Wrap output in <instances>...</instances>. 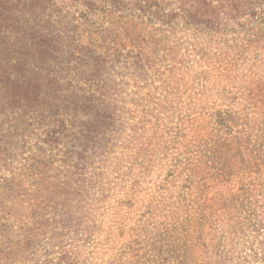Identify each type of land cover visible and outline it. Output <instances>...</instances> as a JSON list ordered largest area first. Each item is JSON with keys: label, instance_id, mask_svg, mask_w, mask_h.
<instances>
[{"label": "rangeland", "instance_id": "1", "mask_svg": "<svg viewBox=\"0 0 264 264\" xmlns=\"http://www.w3.org/2000/svg\"><path fill=\"white\" fill-rule=\"evenodd\" d=\"M218 12L208 25L80 2L56 12L73 46L122 48L103 89L78 80L79 60L61 80L101 95L89 111L113 119L53 147L0 124V264H172L191 252V225L189 264H264L252 256H264V197L212 188L244 138L264 137V22Z\"/></svg>", "mask_w": 264, "mask_h": 264}, {"label": "trees", "instance_id": "2", "mask_svg": "<svg viewBox=\"0 0 264 264\" xmlns=\"http://www.w3.org/2000/svg\"><path fill=\"white\" fill-rule=\"evenodd\" d=\"M62 1H65L64 5H59L58 0H0V124L6 123L7 119L18 134L22 125L31 127L41 145L48 147L60 145L68 136L105 135L106 130L99 132L90 125L101 118L113 119L114 114L110 108L101 114L90 112V107L103 101L101 95L90 94L85 89L81 92L79 86L61 81L68 70L67 62L79 60L77 62L87 63L91 68L88 70L87 65L77 67L81 76L78 80L97 85L101 90L104 85L99 80L117 66L123 56L122 48L76 47L67 41L59 31L56 12L68 11L72 2H80L92 10L103 7L134 11V14L162 22L183 16L189 21L196 19L208 25L219 18L218 11H228L227 21L232 20L238 25L264 22V0ZM77 50L79 55L75 54ZM83 115L90 119L82 120ZM243 140L245 156L236 154V165H231L229 171V167L224 166L212 188L224 194H232L234 188L240 191L250 188L254 196L264 197V137ZM240 191L234 193L233 198H242ZM261 219L255 224L258 233L264 226ZM1 232L7 233L8 229ZM199 233L200 228L196 225H191L187 232L192 243L189 249L195 257ZM191 252L184 250L174 254L170 263L189 264ZM252 256L255 260L263 257L264 261V256L258 252Z\"/></svg>", "mask_w": 264, "mask_h": 264}]
</instances>
